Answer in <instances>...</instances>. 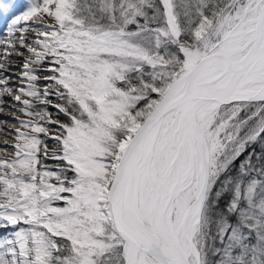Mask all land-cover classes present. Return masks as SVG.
Segmentation results:
<instances>
[{
	"label": "snow or ice",
	"instance_id": "obj_1",
	"mask_svg": "<svg viewBox=\"0 0 264 264\" xmlns=\"http://www.w3.org/2000/svg\"><path fill=\"white\" fill-rule=\"evenodd\" d=\"M0 24V264H264V0Z\"/></svg>",
	"mask_w": 264,
	"mask_h": 264
},
{
	"label": "bare ground",
	"instance_id": "obj_2",
	"mask_svg": "<svg viewBox=\"0 0 264 264\" xmlns=\"http://www.w3.org/2000/svg\"><path fill=\"white\" fill-rule=\"evenodd\" d=\"M3 31V24H0V32ZM0 119H10V117L5 116L4 114H0ZM5 143V138L2 133H0V145H3ZM9 152L12 151L11 148L8 149ZM0 155H3V152H0Z\"/></svg>",
	"mask_w": 264,
	"mask_h": 264
}]
</instances>
